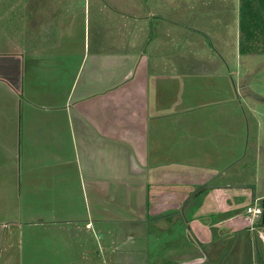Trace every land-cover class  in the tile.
I'll list each match as a JSON object with an SVG mask.
<instances>
[{
	"label": "crops",
	"instance_id": "0c3cea01",
	"mask_svg": "<svg viewBox=\"0 0 264 264\" xmlns=\"http://www.w3.org/2000/svg\"><path fill=\"white\" fill-rule=\"evenodd\" d=\"M117 1L0 0V264H264L244 92Z\"/></svg>",
	"mask_w": 264,
	"mask_h": 264
},
{
	"label": "rangeland",
	"instance_id": "374dc122",
	"mask_svg": "<svg viewBox=\"0 0 264 264\" xmlns=\"http://www.w3.org/2000/svg\"><path fill=\"white\" fill-rule=\"evenodd\" d=\"M106 1H109L111 5L113 3L120 5L117 0ZM147 1L152 4V8L161 7L163 12H160L164 14L163 17L169 18L170 21L162 22L161 27L163 26L171 31L174 28L173 21L178 19L186 22L184 24L202 31L204 34L201 38L197 37V34L192 37L191 33L178 29L180 34L183 35L180 36L178 43L176 42L177 44L168 46L170 47L168 48L169 57L172 55L171 49L177 47L175 50L183 53L184 56L188 52L197 60L220 64L222 65V71L233 73L232 79L242 89V93L244 92L243 94H245L241 98L242 108L255 114V120H253L255 123L252 126L250 142H255L261 149L260 155L255 154L254 150L251 149L250 162L247 169L256 179L252 182L251 192L249 193L255 199L259 198V196H264V45L260 38L249 45L242 35L240 30L241 1ZM198 15L205 18V21H200ZM186 34L189 36L185 37L184 35ZM222 71L220 72L222 73ZM241 202H243L241 207L244 209L250 204L249 198L248 200L243 198ZM257 207L262 208L261 203Z\"/></svg>",
	"mask_w": 264,
	"mask_h": 264
},
{
	"label": "trees",
	"instance_id": "16d2710c",
	"mask_svg": "<svg viewBox=\"0 0 264 264\" xmlns=\"http://www.w3.org/2000/svg\"><path fill=\"white\" fill-rule=\"evenodd\" d=\"M240 1V30L242 35L245 37V40L249 45L258 38L262 40V44L264 45V0ZM262 222H264V218L262 219Z\"/></svg>",
	"mask_w": 264,
	"mask_h": 264
},
{
	"label": "built area",
	"instance_id": "2783aa9c",
	"mask_svg": "<svg viewBox=\"0 0 264 264\" xmlns=\"http://www.w3.org/2000/svg\"><path fill=\"white\" fill-rule=\"evenodd\" d=\"M247 214L251 216L252 220L260 221L263 217V209L262 208H250L247 210Z\"/></svg>",
	"mask_w": 264,
	"mask_h": 264
},
{
	"label": "water",
	"instance_id": "95a60500",
	"mask_svg": "<svg viewBox=\"0 0 264 264\" xmlns=\"http://www.w3.org/2000/svg\"><path fill=\"white\" fill-rule=\"evenodd\" d=\"M261 205H262V209H263V217H264V200L262 201Z\"/></svg>",
	"mask_w": 264,
	"mask_h": 264
},
{
	"label": "flooded vegetation",
	"instance_id": "af4514ba",
	"mask_svg": "<svg viewBox=\"0 0 264 264\" xmlns=\"http://www.w3.org/2000/svg\"><path fill=\"white\" fill-rule=\"evenodd\" d=\"M264 217H262V219H263Z\"/></svg>",
	"mask_w": 264,
	"mask_h": 264
}]
</instances>
